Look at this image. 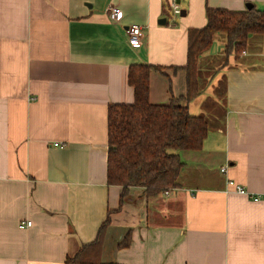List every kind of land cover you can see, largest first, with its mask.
Wrapping results in <instances>:
<instances>
[{"label":"crops","instance_id":"obj_1","mask_svg":"<svg viewBox=\"0 0 264 264\" xmlns=\"http://www.w3.org/2000/svg\"><path fill=\"white\" fill-rule=\"evenodd\" d=\"M178 1L179 17L169 0H0V264H67L119 208L122 189L108 183V107L134 101L132 64L160 67L150 100L167 103L186 93L188 31L207 24V7L264 9V0ZM133 24L143 27L140 47L126 32ZM225 58H205L208 84L188 103L206 113L210 88L218 101L203 148L181 152V185L153 198L132 187L101 261L264 264V41Z\"/></svg>","mask_w":264,"mask_h":264},{"label":"trees","instance_id":"obj_2","mask_svg":"<svg viewBox=\"0 0 264 264\" xmlns=\"http://www.w3.org/2000/svg\"><path fill=\"white\" fill-rule=\"evenodd\" d=\"M206 16L204 27L188 31L184 95L172 96L167 103H153L150 78L152 71L160 67L141 63L130 66L128 81L134 87V101L111 103L108 107V183L121 187L120 205L108 212L95 240L68 256L67 264H122L100 259L106 230L115 222L113 215L124 209L132 187L145 188L148 198L179 187L185 167L181 152L201 150L211 129L209 118L192 114L188 108L201 91L204 56L219 38L225 57L232 53L239 57L244 51L262 47L264 9L256 5L243 10L207 7ZM126 244L129 239L124 240Z\"/></svg>","mask_w":264,"mask_h":264},{"label":"built area","instance_id":"obj_3","mask_svg":"<svg viewBox=\"0 0 264 264\" xmlns=\"http://www.w3.org/2000/svg\"><path fill=\"white\" fill-rule=\"evenodd\" d=\"M169 9L172 12L174 17L181 16L183 10L180 7L178 0H169ZM110 16L113 20H120L123 16L121 9L117 7H111L110 9ZM130 44L134 47H140L142 45V37H143V27L141 25L133 24L127 27L126 29ZM228 167L221 168V172L227 173ZM227 186L234 191L241 193V194H249V191L246 189L244 185L237 183L234 179L228 178L227 179ZM169 193V190L165 191ZM255 200H259V196H254ZM32 226V220H22L20 223V227H30Z\"/></svg>","mask_w":264,"mask_h":264},{"label":"rangeland","instance_id":"obj_4","mask_svg":"<svg viewBox=\"0 0 264 264\" xmlns=\"http://www.w3.org/2000/svg\"><path fill=\"white\" fill-rule=\"evenodd\" d=\"M220 39V42L217 40V41H215L217 44H216V46L218 45V50L216 51V54H212L211 52H210V54L211 55H216V56H209L208 57V53H207V55L206 56H204V59L202 60V76H201V81L203 82V83H205L206 82V80H205V74L203 73L204 72V70H205V73H207L208 75L212 72L211 70H208L207 69V67L208 66H206V68L205 69H203V67H204V60H205V58L206 57H208L207 59L209 60V62H211L210 64L211 65H213V66H220V65H222L223 64V61H224V59H225V56H224V54H222V55H220L221 54V50H223V41H221V38H219ZM219 43V44H218ZM210 51H211V48H210ZM221 51V52H220ZM209 52V51H208ZM220 52V53H219ZM243 61H245V59L243 60ZM210 66V65H209ZM209 69H210V67H209ZM205 84H208V80H207V82L205 83ZM221 83H220V85L218 86V84L216 85V87H218V88H216L217 89V93H219L220 94V88H221ZM210 93H211V91L213 92V94L211 95L210 93V95L208 96V97H210L208 100H207V107H208V110L206 111V113H203L207 118H209V121L210 122H213V121H215L214 119H212L211 120V113H208V112H210L209 111V108L211 107V105H212V102H214V101H217V98H213L212 96L214 95V91H213V89L212 88H210ZM216 96V95H215ZM218 102V101H217ZM217 108H219L218 109V112H219V114L221 115L222 114V108L221 107H217ZM217 108L215 109V112H216V110H217Z\"/></svg>","mask_w":264,"mask_h":264},{"label":"water","instance_id":"obj_5","mask_svg":"<svg viewBox=\"0 0 264 264\" xmlns=\"http://www.w3.org/2000/svg\"><path fill=\"white\" fill-rule=\"evenodd\" d=\"M252 6H253L252 3H248V4H247V8H251ZM159 22L162 23V24H164V23H166L167 21H166V19H161Z\"/></svg>","mask_w":264,"mask_h":264}]
</instances>
